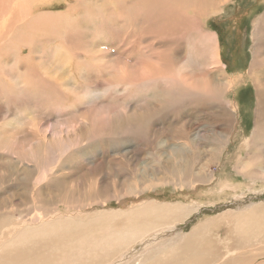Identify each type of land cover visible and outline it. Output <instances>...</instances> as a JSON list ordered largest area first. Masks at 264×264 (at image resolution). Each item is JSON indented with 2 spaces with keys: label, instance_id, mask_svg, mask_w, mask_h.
<instances>
[{
  "label": "bare ground",
  "instance_id": "bare-ground-1",
  "mask_svg": "<svg viewBox=\"0 0 264 264\" xmlns=\"http://www.w3.org/2000/svg\"><path fill=\"white\" fill-rule=\"evenodd\" d=\"M10 1L0 0V99L4 101L8 109L15 111V117L19 115L21 120L27 122L29 116L27 102H31L30 105L33 103L34 106H42L44 109L61 110L62 103L59 97L61 93L59 95H47L46 89L50 87H53L51 88L52 91L61 90L69 95V93L74 94L73 89L80 84L85 88V95L89 96L94 89L96 96L102 95V93L108 95L107 101L115 100L116 97L117 99L122 98V100L139 98L140 93L138 91L143 89L145 95L149 97V101L141 105H127L124 111H113L109 115L95 113L91 119L96 122V125L94 121H91L90 125L95 127L92 131L93 135L89 134L91 135L89 137L83 135V138L82 136L79 137L77 142L88 143L97 147L98 144H101L104 147L122 142L120 139L126 141L128 135L124 138V134L130 131L136 132V130L149 136L148 141L150 139L151 143H156L166 135L168 138L175 136V143L160 142L163 146L168 145L164 147L160 155L158 151L152 152L153 156H159L161 175L170 174L175 178L171 181L164 179L160 184L172 185L173 189L184 188L185 186L192 188L195 184L190 175L193 177L196 175L199 181L203 183L209 182L214 177L207 170L210 164L220 162L232 139L229 135L232 131L234 113H231L232 110L227 109V107L232 106V109L235 110L239 108V103L235 98L232 101L228 95L232 94L236 97L240 88H249L248 86L251 85L250 89H253L255 96V126L251 136L242 139L241 143L246 146L250 141L259 142L262 140L263 142L259 146H264V57L261 58L259 54L264 49H259V47L255 49L256 52L253 53L251 65L244 76L230 75L220 59L221 51L217 36L208 29L207 22L204 21L205 17H221L225 13V7L229 6L232 0H223V3L222 0H65L68 4H66L67 7L64 11L58 13L40 12L39 14L32 13L29 5L37 6L44 1L38 0L30 4L28 0H18L20 3L18 10L14 9V5L10 6ZM163 19H168V24L165 26H162ZM54 25L57 27L53 28ZM261 29L264 32V11L261 17L258 16L253 19V39L258 40L259 37L257 36H259ZM168 35L169 38L164 40L171 41L173 48H171L169 57L165 58L167 53L160 50L158 45L164 44L162 39ZM158 37L161 39L157 40ZM20 41L31 46L29 54L26 56L19 55L18 65L8 67L9 53L17 48L16 44ZM48 41H54L55 47L58 48V54L55 53L50 61L45 60L46 55L42 56V59L39 58V55V62L33 64L34 60L32 61V59L36 57H30L36 51L34 47L41 45L44 52L46 50L44 44ZM66 43L76 44L77 49L80 50L79 53ZM112 43L119 45L116 58H114L110 48L104 47L102 49L104 44L110 45ZM260 46H264V44L262 43ZM121 58L123 60H120ZM167 60H169L168 64H166ZM63 68H66L69 74L62 79L60 75L64 73ZM160 85L164 88H161ZM78 93L81 94L79 91ZM78 93L75 96L71 94L76 101L77 99L80 101H74V108H79L80 105L76 107L77 104L82 103L84 105L87 103L82 101L87 96H80ZM117 93H121V97ZM158 98H162V100ZM94 103L96 104L92 105ZM98 104L91 102L88 109L82 110L80 108L81 114L94 113L93 110ZM83 105L82 107H87ZM67 107L69 108V106ZM19 109L21 110L19 111ZM37 109L39 108L37 107ZM164 111V115H170L176 123L175 134L156 125L161 129L158 132L152 125L153 122L157 124L159 119L156 118L162 115ZM186 113L188 116H185ZM117 116L123 118L120 120L119 126L103 128L102 123L108 120L111 125L112 122L119 119ZM10 118L13 117L6 118L8 120L5 119V122L3 119V123H0V128L5 132L9 131L8 133L16 129L13 126L19 121ZM84 123L86 124V122ZM70 129L75 131L74 136L76 133L78 134L77 126L70 125ZM10 135L13 134L7 135V140L13 138ZM243 135V132L239 135V141ZM62 137L59 136V140L57 138L61 143L64 141ZM66 138L71 137L66 136ZM53 140L56 141V138L53 137ZM208 140L211 141L208 142ZM201 141L208 143L199 144ZM2 142L9 144L8 141L0 138V145ZM160 143L158 144L160 145ZM6 149L11 148L8 145ZM45 149L43 148L42 154L38 150L40 157L37 155L36 158L33 154L31 158L35 161H39V159L41 161L45 156ZM128 151L130 150L124 149L125 153ZM53 152L55 151L51 153L54 154ZM201 152L203 156L197 164V161L193 160V156ZM6 154H9V151ZM139 154L141 157L143 152L141 151ZM61 155L64 154L58 155L56 161H63ZM170 159L174 161L173 165L170 164ZM151 160L153 162V159ZM261 163L260 165L263 166L260 171L248 175L247 178L253 181L258 180L264 185V160H261ZM1 165L2 163H0V186L11 181L5 175L10 170H3ZM34 166L42 173L36 175L37 171H28L25 175L28 173L31 182L34 184H37L38 181L41 183L40 179L44 180V175L48 174V171L40 163H36ZM35 167L33 170H37ZM195 167H197L196 171H194ZM237 169L239 168L237 167ZM52 171L53 168L50 169V173ZM23 177L28 182L29 179L24 175ZM230 187L227 185L222 190L225 191L226 188ZM237 187L232 189L236 190ZM231 195L235 198L242 196L235 193ZM144 201L146 199L141 200L139 204L144 203ZM173 204H158L155 201H150L146 206L127 213V228L131 230H126V232L124 230L117 234L112 232L110 226H106L107 223L99 221L98 212L92 216L93 219L96 218L94 224L86 221L89 220V217L84 216L88 212L72 211L71 213L66 209H64L65 213L56 209H51V211L41 209L35 211V209L31 211L30 216L25 221H13V216L10 217L11 213L3 212V217H0V264H131L128 262L129 242L133 243L134 240L146 236L150 231H155L168 223H172L168 221H175L181 217L183 219L186 212L190 213L192 210H196L195 206H188L190 209L187 210L183 209L180 204ZM149 205L155 206L157 209L150 212L151 207ZM162 206L165 207L162 208ZM254 206L252 204L240 213L223 214L214 220L222 219L224 222H232L237 226L244 247L253 248L252 252L248 251V253L251 255L259 254L260 256L264 255V205H260V208L257 209ZM137 207L139 206L132 207L131 205L130 208ZM141 210L142 212H140ZM167 217L171 220H163ZM208 220L204 225L196 226L193 231L199 239L196 243L203 244V246L197 247L193 241L188 239L186 243L188 248L182 245L183 249H178L181 248V245L176 246L179 253L184 254L185 252L180 261L178 260L179 255L176 254L177 250H173V254H169L168 258L161 262L159 260L161 251H158L148 253L149 256H153V261L149 264H160V262L162 264H226V255L232 249L225 248L223 256L221 254L220 257H215V255L214 261L211 259L205 263L206 259L211 257L204 241L207 234L206 229L210 222ZM141 222L145 224L142 225ZM132 231L135 232L132 234ZM129 236L135 237V239L128 238ZM8 238L9 241H7ZM179 238L181 239L182 235ZM24 244H27L26 247ZM255 246H259V249H255ZM186 250L190 251L189 255H187ZM141 257L143 259L141 262L139 261V264L148 262L149 257L146 255ZM234 260L233 264H236L238 260ZM242 264L247 263L243 261Z\"/></svg>",
  "mask_w": 264,
  "mask_h": 264
},
{
  "label": "rangeland",
  "instance_id": "rangeland-1",
  "mask_svg": "<svg viewBox=\"0 0 264 264\" xmlns=\"http://www.w3.org/2000/svg\"><path fill=\"white\" fill-rule=\"evenodd\" d=\"M28 1L31 4L32 2H36L38 0ZM41 1H44V3L42 2L37 6L29 5L31 7L32 13H58L64 11L67 7L66 4H68L65 0ZM230 3L231 4L229 6L225 7V13L222 14L221 17H205L204 21L207 22L208 29L211 32H214L217 36L221 51L220 59L224 64V67H226V71L230 75L239 74L241 76H244L245 72L251 65L253 53L256 52L255 49L257 47H259V49H264V46H260L262 45V43L264 44V32L262 31V29L259 31V36H257L259 37L258 40L253 39L252 36L253 19L257 18L258 16L261 17V14L264 11V0H232L230 1ZM9 4L10 6L14 5L15 10L19 9L20 3H18V0H11ZM163 22L164 23L162 26L167 25L168 19H163ZM56 27L57 25L53 26V28ZM169 31H172V29H169ZM119 34L121 35L122 33L120 32ZM167 38H169V35L162 39V42L164 44L158 45L160 47V50L167 53L165 58L169 57L171 48H173L171 41H165L167 40ZM160 39L161 37H158L157 40ZM16 45L17 48L9 53L10 61H7L9 63L8 67L18 65L19 55L26 56L27 54H29L31 48V46L24 41H20ZM66 45L71 46L76 50L77 53H79L80 50L77 49L78 46L76 44L66 43ZM104 45L102 49H104V47L110 48L112 54H114V58H116V53L119 49V45L116 43ZM44 46L46 48L44 52L43 46L41 47V45H39L37 46L38 48L34 47L36 49L34 53L35 56L32 55L30 57H36L35 59H32V61L34 60L33 64L38 63L39 60L42 59L41 57L44 55H46L45 60L50 61L55 53L58 54V48L55 47L56 45L54 41H48L44 44ZM262 51L263 52L260 51L259 53L261 58L264 57V50ZM120 60H123V58H121ZM168 61L169 60L166 61V64L169 63ZM63 72L64 73L60 75V78L62 79L65 77V75L69 74L66 68H63ZM98 81L100 80L98 79ZM161 85L160 87L162 88L163 86ZM248 87L249 88H240V91L238 92L236 97H234L232 94L228 95V98H230L232 101L233 98L238 101L239 108L233 110L232 106L227 107V109L232 110L231 113H234V121L231 125L232 131L229 135L232 139L229 142L228 148L222 155L220 162L218 164H210L207 170L214 177H212L209 182L203 183L199 181V178L196 175L194 176L195 178L193 177V175H190V177L193 178L192 181L195 185H193L192 188L185 186L184 188L180 187L176 189H173L174 187L172 185L164 186L160 184V182H163L164 179H169L171 181V179H173L174 177L170 174L161 175V169H159V156L155 157L152 154L153 151H158L160 155L164 147L168 146L167 144L163 146V144L161 143H163V141H168L170 144L175 143V136H170L168 138V136L166 135L161 140L159 139L156 143H151L150 139L148 141L149 136H146L145 134H142L141 131L136 130V132L130 131L128 132L129 134H124V138L128 135V137H126L125 139L126 141L120 139V141L122 142L114 143L112 145L104 147L101 144L100 146L98 143H93L98 144L97 147L93 145L91 146V144L88 143L83 144L82 142H77L79 137L82 136L83 138V135H87V137L91 136L89 134L93 135L92 131L95 127H92L90 125L91 121H94L91 118L95 113L98 112L99 114L102 113L103 115H109L113 111H124L127 108V105H141L142 103L149 101L150 99L149 97H147V95H145V91H143V89L138 91L140 93L139 98L122 100V98L117 99L116 97L115 100L113 99L112 101H107L106 98L108 97V95L102 93L103 96L101 94H98L99 96H96L97 94H94L96 92L94 91V89L92 90L93 92H90V94L92 95H85V88L80 86V84L73 89L74 94L69 93V95L66 94L67 92L63 93L60 89H58L60 91H52L53 89L51 88L53 87H50L46 89L47 91L45 90L47 95H59V93H61L59 97L62 103V109L58 111L56 109L55 112L52 109H44V107L42 106L39 107V105L34 106L33 103L32 106L30 105L31 102H27V112L31 117L30 118L28 116L27 122L21 120V116L19 115L17 116L19 118L15 117V111L8 109L4 101L0 99V123L2 124L3 122H5V119L10 116L16 120H19L17 124L13 126L16 129L10 133H8L9 131L5 132V130L0 128V138L5 140L6 142H9V144L2 142V144L0 145L1 148L3 147V149H0V155H2L0 156V163H2L1 166L3 170H10V174L8 172V174L5 175H7L11 180L10 182L0 186V217L3 215V212H8L11 213L10 217L13 216V221H25V219L27 220L30 216L29 214L31 213V211H34L35 209V211H37V209H41L44 211H51V209H56L59 212L63 211L62 213H65L66 211H70L71 213L72 211L82 213L88 212V214L84 217H89V220L86 221L90 224H94L96 223V218L93 219L92 216H95L98 212V219L100 218L99 221H104L105 224L107 223L106 226H110L112 232L117 234L124 230L125 232L126 230H131L130 228H127L128 222L126 214L146 206L148 203H150V201H155L158 204H180L183 209L187 210L190 209L188 206H195L196 210H192L190 213L188 212L189 214L186 212V215L183 219L181 217L176 219L178 221H168L172 223H168L167 225H164L162 228L156 229L155 231H150L146 234V236H142L141 238L134 240L133 243L129 242L130 253L128 262L131 264H139L143 259V257L141 256L146 255L147 257H149V260L148 262L143 264H149L151 261H153V256H149L148 253H156L158 251H161L159 260L163 262L168 258L169 254H173V252L176 250V254L179 255L178 260L180 261V259L185 255V252L184 254L181 252L179 253L178 249H183L182 245L187 247L186 243L188 239L193 241V243H195V246L197 247L203 246V244L196 243V241H198L199 239L196 237L193 231L196 229V226L200 227L204 225L206 223V220L209 219L208 221L210 222L206 229L207 234L204 241L206 242V246L208 247L211 257L207 258L205 263L209 262L211 259H213L214 261L215 255V257H220L221 254L223 256V254H225V248L232 249V251H229V253H227L226 255V264H233L235 261L234 259L238 260L236 264H242L243 261H245L247 264L264 263V255L259 256V254L251 255L250 253H248V251L253 250V248L244 247L245 245L240 239L241 236L238 233L237 226H235L232 222H224L222 221V219L214 220L226 213H240L241 211L246 210L247 207L252 204L255 205L254 207L256 209L260 208V205H264V185L261 184L262 182L258 180L253 181L247 178L248 175L254 174L256 171H260L261 167L263 166L260 164H262L261 160H264V146H259L263 141H250L246 146L242 145L241 143L242 139L249 138L251 136L250 134L253 133L255 126V96L252 91L253 89H250L251 85ZM78 91L81 94H79ZM46 93L44 92V94ZM77 93L80 96H87L85 100L82 99L83 102L85 101L87 103H84V105L81 103L83 106L87 107H82L81 104L76 103V107L79 105L80 106L79 108H74L75 102L80 101L78 99L76 101L75 98L71 96V94L75 96L77 95ZM117 95L121 97V93H117ZM78 98L80 97L78 96ZM159 100H162V98H160ZM91 102H97L100 105L98 104V106L95 107V110H93L94 113L90 112L82 115L81 111L88 109ZM95 104L96 103L92 105ZM67 106H69V108ZM37 107L39 109H37ZM20 110L21 109H19V111ZM164 114L165 111L162 115L156 118L159 119L157 124L153 122L152 125L156 130H158V132H160L161 129L157 126H160L162 128H165L167 131L175 134V121L171 118L170 115ZM185 116H188V113H186ZM117 118L119 119L112 122L111 125L108 120L105 123H102V126H104L103 128H107L108 126L115 128L119 126L118 124L123 118L122 116H117ZM35 121L36 123H34ZM84 122H86V124ZM94 123L96 125L95 121ZM70 125L77 126L78 134L76 133L75 136V131H71ZM81 129L82 131L80 132ZM242 132L244 135L242 136V138H240L239 141V135H241ZM9 134H13L10 135V137H13L11 140L10 138H8L7 140V135ZM59 136H63L62 138H64V141H62V143L61 141H58ZM66 136L71 138H66ZM53 137L56 138V141L53 140ZM46 140H48L47 143ZM74 141H76L77 143H73ZM209 141L211 140H208V142ZM69 142L72 143L70 144ZM208 142L201 141V143H197L204 144ZM158 143H160V145ZM8 145L11 149H6L8 148ZM43 148L46 149L45 156L42 158V160H33L31 156L35 154L36 158L37 155L38 157H40L38 150H40L42 154ZM124 149H129L130 151L125 153ZM3 150L5 154L3 153ZM205 150H207V148H205ZM8 151L9 154H6L8 153ZM52 151H55L53 152L54 154L51 153ZM141 151L143 152V155L140 157L139 153ZM56 153L58 155L64 154L63 156L61 155V160L63 161H56L58 157ZM202 156V152L200 154H194L193 160H196L198 164V160ZM151 159H153V162ZM173 162L174 161L170 159L171 165H173ZM36 163L42 164L43 167L45 166L48 171V174L44 175V180L40 179L41 183H39L40 181H38L39 184H34L33 182H31L28 173L25 175V173L28 171H37L36 175L42 173L38 168L34 166L36 165ZM34 167L37 170H33ZM237 167L239 169H237ZM51 168H53V171L55 170L54 172L52 171V173H50ZM196 169L197 167H195L194 171H196ZM23 175L29 179L27 180L29 183L26 182V178H24ZM227 185H230L231 187L226 188L225 191L222 190V188ZM21 186L26 187L23 188ZM232 186H239L240 188L237 187L238 189L233 190L234 187ZM250 187L252 190L250 189ZM255 187L256 190H254ZM139 193H141V197L139 196ZM233 193L242 196L241 198H235L231 195ZM144 199H146V201L139 204V202L141 200L143 201ZM131 205L132 207H139L132 209L130 208ZM150 207V212L157 209L155 206ZM164 207L165 206H162V208ZM64 209H66V211H64ZM77 209H79L80 211H78ZM140 212H142V210ZM166 219L171 220L168 217L163 218V220ZM212 221L216 224H213ZM4 223L7 224L6 222ZM67 224L72 225L74 223ZM141 224L144 225L145 223L141 222ZM209 229L211 230L210 232ZM134 232L135 231H132V234ZM31 235L33 234L31 233ZM180 235H182L181 239L179 238ZM128 238L135 239V237L132 236H129ZM186 238L187 240H185ZM9 240L10 239L8 238L7 241ZM26 245L27 244H24V247H26ZM178 245H181V248L177 249L176 246ZM157 246L160 247L158 248ZM36 247L38 246L36 245ZM254 248L259 249V246H255ZM154 249H156L157 251H155ZM186 252L187 255L190 254V251L188 252L186 250ZM140 254L142 255L139 256ZM248 254L250 255L248 256ZM161 262L160 264H162Z\"/></svg>",
  "mask_w": 264,
  "mask_h": 264
}]
</instances>
